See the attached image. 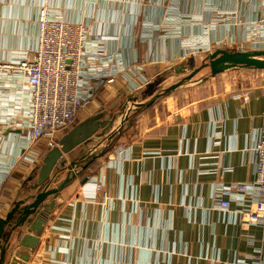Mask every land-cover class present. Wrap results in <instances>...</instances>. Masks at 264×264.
I'll use <instances>...</instances> for the list:
<instances>
[{
    "label": "crops",
    "instance_id": "1",
    "mask_svg": "<svg viewBox=\"0 0 264 264\" xmlns=\"http://www.w3.org/2000/svg\"><path fill=\"white\" fill-rule=\"evenodd\" d=\"M44 1L67 20L84 21L95 37L106 40L109 53L123 54L128 67L100 89L74 127L92 117L109 121L116 116V128L122 111L131 106L129 101H149L156 94L155 84L187 76L206 57L182 61L177 39L161 33L142 38V24L161 22L169 0H0V61L33 50L35 18ZM180 2L182 11L192 16H200L205 3L234 6L232 0ZM179 30L184 38H200L204 33L199 26ZM227 35L232 30L211 32L214 38ZM183 66L187 73L177 74ZM231 79L217 84L207 96L197 97L193 91L131 114L111 149L85 171L78 168L72 182L45 202L54 206L25 264H234L256 248L264 255V229L245 225L235 214L236 203L223 211L212 202L216 184L253 181L249 149L253 132L264 119V71L244 83ZM18 133L6 131L0 137V161L11 163L16 158ZM101 140L96 137L93 143ZM109 143L103 142L98 152ZM85 149L80 146L64 155L66 166ZM47 153L43 145L34 147L28 155L38 154V164L21 162L1 186L0 218L16 202H32L40 189L37 175ZM219 162L233 171L218 172ZM66 175L64 171L59 183ZM92 176L102 182L104 194L93 195L94 181L88 179ZM25 234H14L8 262L18 253L14 246Z\"/></svg>",
    "mask_w": 264,
    "mask_h": 264
},
{
    "label": "built area",
    "instance_id": "2",
    "mask_svg": "<svg viewBox=\"0 0 264 264\" xmlns=\"http://www.w3.org/2000/svg\"><path fill=\"white\" fill-rule=\"evenodd\" d=\"M234 6L220 8L212 3L202 5L200 16L183 12L180 0H169L159 23H144L142 38L156 34L178 40L180 57L208 55L215 50L239 52L264 51V0H232ZM240 4V7H237ZM197 16V17H196ZM205 16L207 23H205ZM37 26L32 51L0 61V137L6 131L18 133L16 158L0 161V188L16 167L24 161L37 165L39 156L30 157L38 145L45 150L58 147L59 134L72 129L82 109L91 102L102 87L126 73L123 54L109 53L106 40L95 37L84 21H70L44 1L35 18ZM182 26L200 27V38H184ZM218 28L232 30L231 36L214 38ZM228 48V49H227ZM249 149L254 165L252 182L214 186L212 202L223 211H235L247 226L264 229V119L261 128L253 132ZM222 174L233 171L221 162ZM93 195L104 194L101 181L95 177ZM1 190V189H0ZM254 245L255 240L248 241ZM234 264H262L264 255L256 248L247 258ZM21 255H12L9 264H25Z\"/></svg>",
    "mask_w": 264,
    "mask_h": 264
},
{
    "label": "water",
    "instance_id": "3",
    "mask_svg": "<svg viewBox=\"0 0 264 264\" xmlns=\"http://www.w3.org/2000/svg\"><path fill=\"white\" fill-rule=\"evenodd\" d=\"M203 69L210 70V78L234 69L264 71V51L239 52L226 49L215 50L205 57L199 68L193 70L178 83L163 90L162 93L153 96L149 101L145 103H137L136 100L129 101V105L131 106L126 107L122 111L116 128L113 129L116 116H111L109 121H101V116L92 117L72 128L59 140L58 147L52 148L46 154L37 175V185L40 189L32 197V202L26 204L25 200H20L14 204V207L4 219L0 218V264H9L7 256L12 246L11 240L14 234L19 231L26 234L19 240L17 246L14 247L22 259L28 262L39 243L47 216L54 206L53 203L49 206L45 204L48 198L58 195L67 184L72 182L78 175V168L85 171L92 162L101 158L111 149L113 141L122 133L131 114H136L146 108H150L160 98L170 96L175 90L191 82ZM186 73L187 69L184 66L177 71V74L185 75ZM206 80L207 78L199 82H205ZM96 137L102 140L95 144L93 142ZM105 141L110 142L107 148L98 152L99 147ZM80 146L86 149L81 152L78 158L72 160L66 166L63 156L71 154ZM64 171H67V175L59 183ZM51 185L56 186L51 188Z\"/></svg>",
    "mask_w": 264,
    "mask_h": 264
},
{
    "label": "rangeland",
    "instance_id": "4",
    "mask_svg": "<svg viewBox=\"0 0 264 264\" xmlns=\"http://www.w3.org/2000/svg\"><path fill=\"white\" fill-rule=\"evenodd\" d=\"M200 66L201 65L199 63H196L195 65L192 66V70H190V72L199 68ZM259 72H261V71H254V70H250V69H246V70H244V69L243 70H241V69L237 70L236 69V70L227 71L223 74L217 75L216 77L210 78V70L209 69H203L193 78V80L191 82L186 83L182 87L175 90L169 97L167 96L164 98H160L159 100L174 98L178 95H182V96L184 95L185 96L187 93L190 94V92H192V94H193V91L195 92L197 97H204V96H207L210 91H213L217 84L228 82L232 76L235 78L231 79V81L236 82V83H241V82L244 83L246 81H250L247 79L249 76L252 77V75H257V74H259ZM184 77L185 76L176 77L169 82H166V83L162 82L160 84H155V86L153 88V91H155V93H156L155 95L162 93L163 90L169 88L173 84L178 83ZM244 77H246V78L244 79ZM205 78H207V80L204 83H200V84L198 83L200 80L205 79ZM146 99H148V97Z\"/></svg>",
    "mask_w": 264,
    "mask_h": 264
}]
</instances>
